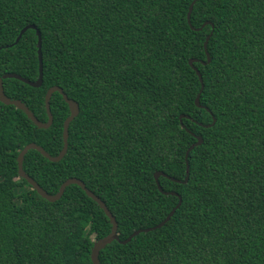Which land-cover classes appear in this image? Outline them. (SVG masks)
Masks as SVG:
<instances>
[{
	"label": "trees",
	"instance_id": "1",
	"mask_svg": "<svg viewBox=\"0 0 264 264\" xmlns=\"http://www.w3.org/2000/svg\"><path fill=\"white\" fill-rule=\"evenodd\" d=\"M191 2L0 0V76L37 79L36 30L14 43L28 24L43 66L40 87L4 78L5 94L42 122L50 86L79 106L63 158L31 149L23 169L49 194L76 177L104 201L119 240L100 264H264V0H196L188 22ZM50 110L38 128L0 101V264H93L111 230L79 185L51 202L19 177L26 144L62 148L69 109L57 91Z\"/></svg>",
	"mask_w": 264,
	"mask_h": 264
},
{
	"label": "water",
	"instance_id": "2",
	"mask_svg": "<svg viewBox=\"0 0 264 264\" xmlns=\"http://www.w3.org/2000/svg\"><path fill=\"white\" fill-rule=\"evenodd\" d=\"M195 1L196 0H192V2L189 5L188 12H187V20H188V22H190V14H191V11H192V8H193V5H194ZM206 23H208V22H205L203 25H205ZM29 28L35 29L37 37H38V40H37V47H38L37 52H38V64H39L38 65V71H39L38 77H37L36 80L32 81V80H29V79H27V78H25V77H23V76H21V75H19L17 73H13V72H9V73L3 74L2 76H0V101L3 102L4 104H7V105H14L16 108H18L20 110H23L24 113L27 115V117L29 119H31L32 122L38 128H48L52 124V118H53L51 110H50V99H51L52 94L57 91V92H59L61 94V96L64 99V101L67 103L68 109H69V114H68V116L65 118V120L63 122V131H62L63 145H62V148L60 149V151L58 152V154L52 156L48 152H46L40 145H38V144H36L34 142H30V143L26 144L20 150V152H19V154L17 156L18 175H19V177L24 178L28 182V184L33 189H35L37 191V193L41 197L45 198L48 201L53 202V201L59 199L62 196L66 186H68L70 184H76V185H79L85 191L87 196H89L90 198H92L94 201H96L99 204V206L102 208V210L104 211L106 216L109 218V221L111 223L110 232L106 236L95 240L94 244H93V247L91 249L90 257H91L92 263L93 264H100L99 257H98L100 250L103 249L107 244L111 243L113 240H119L118 234H117V221L115 220V217L112 215L110 210L105 205L104 201L101 200V198L99 196H97L96 194H94L91 190H89L85 186L84 182L81 179L76 178V177H70V178L65 179L61 183V185L58 188V191L55 194H49L23 169L24 155L31 149L37 150L43 156H45L46 158H48L50 161H53V162H57V161H59V160H61L63 158V156L65 155V153L67 151V146H68V127H69V124L77 116V114L79 112L78 103L76 101H74L73 99L69 98L67 96V94L62 90V88L60 86H57V85L50 86L47 89L46 93H45L44 101H45V108H46V113H47V121H45V122L40 121L33 114V112L28 108V106L24 102H22L19 99H11L5 94L4 89H3V79L4 78H16V79H19V80H21V81H23V82H25V83L29 84L30 86H33V87H40L41 84H42V76H43V70L42 69H43V66H42L41 34H40V31L38 29H36L35 25L28 24V25L24 26L20 30V32H19L18 36L16 37L14 43H17L19 41L20 37L22 36V34ZM210 35L211 34H208L207 37L205 38V41H204V50H205V53H206L207 62L210 61V55H209V53L207 51V43H208V39H209ZM193 61H194V59L191 58L189 60V64L194 68L196 74L199 77L200 84H201V88H200L199 92L197 93V95L195 97V104H196V106L201 107L202 105L199 102V97H200V93H201V91L203 89V81H202V76H201L200 71L193 66ZM214 122H215V118L213 117V121H212V123L210 125L214 124ZM201 141H202V138L200 136H197V141L194 144H192L187 149V151L185 153V158L187 157L189 151L195 145L200 144ZM189 171H190L189 170V165H188V162L186 161V174H185V178H184L183 182H186L188 180ZM159 176H166V177H168V176L165 175L162 171H157V172L154 173V178H155L157 187H158L159 190H161V186H160V183L158 181ZM170 179L173 180V178H170ZM164 193H168V192H164ZM170 193L175 194L174 192H170ZM179 203L174 208H172V210L169 212L167 217L162 222L157 224L156 226L151 227V228L137 229L133 233H131L126 239L120 240L119 242L120 243H126L133 236L137 235L141 231H147V230H150L152 228L160 227L166 221L169 220V218L174 213L176 207L179 206Z\"/></svg>",
	"mask_w": 264,
	"mask_h": 264
},
{
	"label": "rangeland",
	"instance_id": "3",
	"mask_svg": "<svg viewBox=\"0 0 264 264\" xmlns=\"http://www.w3.org/2000/svg\"><path fill=\"white\" fill-rule=\"evenodd\" d=\"M16 192H18V190H16Z\"/></svg>",
	"mask_w": 264,
	"mask_h": 264
}]
</instances>
